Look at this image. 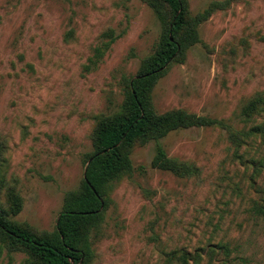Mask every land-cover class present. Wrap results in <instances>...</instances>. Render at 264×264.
Wrapping results in <instances>:
<instances>
[{"label":"rangeland","instance_id":"obj_1","mask_svg":"<svg viewBox=\"0 0 264 264\" xmlns=\"http://www.w3.org/2000/svg\"><path fill=\"white\" fill-rule=\"evenodd\" d=\"M218 1L186 0L192 16ZM164 27L149 0H0L1 199L14 187L24 201L12 219L55 229L66 196L82 186L98 116L121 109L124 76L138 73ZM109 30L117 38L86 70ZM197 35L156 83L155 108L224 120L237 134L190 126L164 137L170 157L197 168L184 177L152 166L156 141L137 145L132 174L113 182L91 231V264H166L162 250L181 247L199 251L200 264H264V132L245 134L264 111L243 113L264 93V0H228ZM0 249V264L28 258L1 236Z\"/></svg>","mask_w":264,"mask_h":264},{"label":"trees","instance_id":"obj_2","mask_svg":"<svg viewBox=\"0 0 264 264\" xmlns=\"http://www.w3.org/2000/svg\"><path fill=\"white\" fill-rule=\"evenodd\" d=\"M165 20L161 40L153 54L147 57L138 73L124 76V98L119 111L98 116L93 131L94 151L88 156L85 177L78 191L66 196L53 231L37 232L12 219L19 213L24 201L14 187L6 190V202L1 199L4 179L0 173V236L13 248L28 253L23 264H91L95 257L90 234L99 228L109 206L113 182L132 174L134 164L131 154L137 145L156 141V153L152 166L171 171L177 176L192 175L197 169L189 162L170 157L161 140L172 131L190 126H226L224 120L172 108L158 112L152 91L168 67L180 59L188 47L198 39V25L216 8L226 5L214 2L203 13L192 16L186 0H149ZM104 40L95 47L85 65L88 71L98 67L99 61L115 41L113 30L104 33ZM264 111V93L255 95L243 107L247 118ZM264 132V122L254 124L245 134ZM237 134L232 131V135ZM242 133H240L241 136ZM6 141L0 138V166L6 162ZM0 167V169H1ZM94 187V188H92ZM166 264H200L199 251L185 247L162 250ZM1 255V249H0Z\"/></svg>","mask_w":264,"mask_h":264},{"label":"water","instance_id":"obj_3","mask_svg":"<svg viewBox=\"0 0 264 264\" xmlns=\"http://www.w3.org/2000/svg\"><path fill=\"white\" fill-rule=\"evenodd\" d=\"M86 172V171H85ZM92 188H94V187H92Z\"/></svg>","mask_w":264,"mask_h":264}]
</instances>
